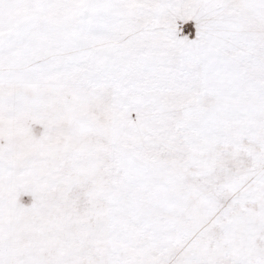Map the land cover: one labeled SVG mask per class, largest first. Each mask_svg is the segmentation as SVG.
I'll use <instances>...</instances> for the list:
<instances>
[{"label":"snow or ice","instance_id":"snow-or-ice-1","mask_svg":"<svg viewBox=\"0 0 264 264\" xmlns=\"http://www.w3.org/2000/svg\"><path fill=\"white\" fill-rule=\"evenodd\" d=\"M0 264H264V0H0Z\"/></svg>","mask_w":264,"mask_h":264}]
</instances>
